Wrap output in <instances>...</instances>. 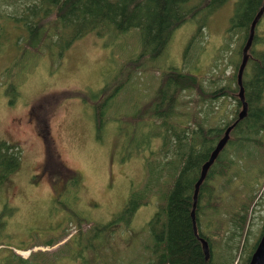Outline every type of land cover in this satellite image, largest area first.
<instances>
[{
	"label": "rangeland",
	"instance_id": "obj_1",
	"mask_svg": "<svg viewBox=\"0 0 264 264\" xmlns=\"http://www.w3.org/2000/svg\"><path fill=\"white\" fill-rule=\"evenodd\" d=\"M41 1L0 0V13L16 15ZM185 2L172 0V21L183 15ZM76 6L79 18L66 16L61 25L74 26L73 42L59 51L55 35L49 37L52 53L45 47L29 59L15 103L9 101L6 85L0 89V264H152L163 255L161 239L169 229L164 216L157 214L165 210L169 190L200 165L198 150L189 144L190 128L164 108L175 83L164 76L163 68L192 69L207 86L209 77L223 85L234 72L232 51L217 57L233 1L215 11L203 27L200 41L205 52L197 61L184 57L187 42L197 30L192 21L176 27L168 48L154 58L152 3L144 1L123 29L116 16L104 33L85 31L99 2L79 0ZM9 48L14 50L12 45ZM11 50L0 53V83L7 84ZM198 96L182 94L183 109L195 112L191 98ZM96 101H101L99 125L92 108ZM218 101L224 114L215 123L231 117L236 108L231 97L221 96ZM146 105L147 117L132 121L131 116ZM43 127L57 157L79 175L76 188L52 185L48 173H43ZM54 159L49 169L56 167ZM223 182L217 180V189ZM249 190L238 175L221 193L220 212H209L202 226L213 229L218 215L229 234L230 214L235 210L231 204L245 200L243 194ZM260 200L248 226L257 232L263 223L264 196ZM155 216L159 219L152 222ZM97 224L109 226L110 235L90 232ZM87 229L86 235L74 238ZM87 239L95 248H82L80 243L85 245ZM213 243L215 254L225 256L219 264L227 262L230 250L216 239Z\"/></svg>",
	"mask_w": 264,
	"mask_h": 264
},
{
	"label": "trees",
	"instance_id": "obj_2",
	"mask_svg": "<svg viewBox=\"0 0 264 264\" xmlns=\"http://www.w3.org/2000/svg\"><path fill=\"white\" fill-rule=\"evenodd\" d=\"M78 1L42 0L38 5L33 4L16 15L0 13V53L5 52V50L10 51L9 47L11 45L14 47V50H11L8 66L5 70L9 71L7 84L5 82L0 83V89L6 85V92L11 94L12 98L9 99L11 103H15L19 95L20 81L27 73L25 69L29 59L34 54L41 53L45 47L49 48V52L52 53V48L47 45L49 37L52 34L55 35V48L59 51H64L76 38L73 25L65 28H62L61 25L66 16L79 18V16L76 17L78 13L81 14L76 6ZM91 1L93 3L99 2L100 8L93 15L91 23L85 31L95 30L101 33L105 32L109 27V21L116 16L119 18V28L123 29L144 1L145 3H152L155 10L151 24L155 33L154 58H160L168 48L176 27L188 21L196 23L197 30L187 42L184 52V57L189 61L192 59L197 61L199 56L205 52V45L201 43L200 39L203 27L210 22L209 18L221 6L233 1L234 11L230 18V24L226 29L225 40L223 45L217 49V57H220V54L225 51H232V54L235 55L231 60L234 65V72L227 77L225 84L220 85L218 78L209 77L208 81L210 83L207 86L204 84V78L192 69L181 67L163 68L164 76L175 83L174 91L164 108L168 114L179 117V124L183 122L190 128L189 144L192 149L198 150L200 165L192 167L186 174L185 179L169 190L165 210L157 214L164 216V225L168 224L166 228L169 230L164 239H161L165 252L152 264H219L220 261L225 260V256L222 253L215 254L213 243L215 239L219 244H222V248L230 250V257L226 258L227 262L223 264H234L237 259V264H247L264 231V213L261 217L263 223L258 232L252 231L248 227L253 212L257 209L255 205L261 203L258 198L264 196V10L256 23L255 35L250 47V58L243 75V85L249 105L248 112L246 116L239 119L231 130L228 143L210 167L205 180L200 186L196 208L197 233L191 212L195 184L199 179L202 163L208 158L215 144L214 142L222 137L227 126L238 118L239 111L242 108L238 95L240 88L237 80L238 67L242 58V48L250 33L252 21L264 5V0H186L183 15L175 21H172L170 13L172 0ZM211 85H214V88L208 89ZM187 92L192 95L194 93L199 95L191 98L192 101H195V112L193 109L191 111L183 109L186 101L184 102L180 96ZM221 96L234 99L236 108L231 117L223 122L215 123L219 115L224 114V109H220L223 105L218 101ZM100 105L101 101L92 103L97 125H99L98 122L102 118L99 110ZM147 107L148 105L145 106V110L132 115L130 119L132 121L144 120V117H147L148 114ZM183 115L186 116L185 119L181 117ZM41 131L44 133L46 154V161L42 168L43 173H48L52 185L57 183V185L60 184L61 188L65 186L76 188L79 184V175L57 157L51 140L46 138L44 127ZM230 148L232 149L230 150ZM51 159H54L57 165L49 169ZM238 175H241L243 184L247 188L250 187V190L243 194L246 197L245 200L238 204H231L235 210L230 214L232 226L229 229V234L226 233L224 223L218 215L215 218V227L205 229L202 226L203 220L209 212L214 214L220 212V208L224 205L221 193L231 186L232 181ZM220 178H223L224 182L221 189H217V180ZM4 208L7 209L5 205ZM5 209L1 210L2 214H4ZM1 216L0 212V225L2 224ZM158 219V216H155L152 222L158 221ZM75 220L78 225L82 223L81 220ZM92 230L90 232L97 230V232H103L105 235L109 234L110 231L109 226L103 224L93 226ZM88 231L89 229L80 230L74 238L81 233L86 235L85 232ZM252 236H255V238L251 241ZM201 237L209 242L208 258H206ZM84 242L80 243L82 248L87 246L95 248L88 239L85 245H83ZM107 242L109 240L105 242V245H107Z\"/></svg>",
	"mask_w": 264,
	"mask_h": 264
},
{
	"label": "water",
	"instance_id": "obj_3",
	"mask_svg": "<svg viewBox=\"0 0 264 264\" xmlns=\"http://www.w3.org/2000/svg\"><path fill=\"white\" fill-rule=\"evenodd\" d=\"M263 10H264V5L259 10V12L257 13L254 20L252 21L250 33H249L247 40H246V42L242 48V58H241V62H240L239 67H238V72H237V80H238V84L240 87L238 95H239V98H240L241 103H242V108L239 111L238 118L233 123H231L229 126H227V128L225 129L224 135L222 137L218 138V140L215 142L213 148L211 149V152H210L208 158L202 163L200 176H199V179L197 180V182L195 184V191H194V195H193L194 201H193V207H192L191 213H192V217H193V221H194V228H195L196 233L198 232L197 231L198 230L197 222H196V208H197V203H198V194H199L200 186L203 183V181L205 180L210 167L215 162V160L218 158L222 149L228 143V141L231 137V130L237 124L239 119H242L244 116H246V114L248 112L249 105H248V101L246 100L245 87L243 85V75H244V71H245V68L247 66L248 60L250 58V47L253 43L256 23H257L258 19L260 18V16L262 15ZM201 239L203 242V247H204V252L206 254V258H208L209 257V248H210L209 242L203 237H201ZM247 264H264V231H263V233H262V235H261V237L257 243L255 250L251 254V257H250Z\"/></svg>",
	"mask_w": 264,
	"mask_h": 264
},
{
	"label": "bare ground",
	"instance_id": "obj_4",
	"mask_svg": "<svg viewBox=\"0 0 264 264\" xmlns=\"http://www.w3.org/2000/svg\"><path fill=\"white\" fill-rule=\"evenodd\" d=\"M21 253H24V251H20ZM25 252H27L28 253V251H25ZM27 253H24V254H27Z\"/></svg>",
	"mask_w": 264,
	"mask_h": 264
},
{
	"label": "flooded vegetation",
	"instance_id": "obj_5",
	"mask_svg": "<svg viewBox=\"0 0 264 264\" xmlns=\"http://www.w3.org/2000/svg\"><path fill=\"white\" fill-rule=\"evenodd\" d=\"M213 148V147H212ZM211 152V151H210ZM210 154V153H209Z\"/></svg>",
	"mask_w": 264,
	"mask_h": 264
}]
</instances>
